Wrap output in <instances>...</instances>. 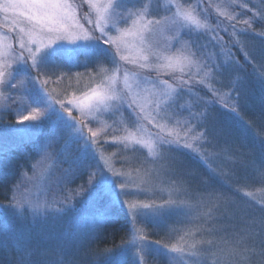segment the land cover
Listing matches in <instances>:
<instances>
[{"label":"trees","instance_id":"trees-1","mask_svg":"<svg viewBox=\"0 0 264 264\" xmlns=\"http://www.w3.org/2000/svg\"><path fill=\"white\" fill-rule=\"evenodd\" d=\"M207 2L211 3L212 7L203 12L199 11V14L213 28L212 32H215L217 38L209 47H217L230 53L233 63L236 64L237 81L241 82L236 87V98H232L233 94H228L223 99H218L205 85L196 83L199 79L196 80L194 74L192 75L191 87L194 94L201 98L199 97L197 104L189 106H183L179 102L178 105H174L175 110L180 111L182 105L184 110L180 115L187 117L189 111L201 112L207 109L208 123L213 127L209 131L208 141L188 140L193 145L192 149L181 147L171 150L169 155L175 157L177 163L170 167L171 162L163 160L167 168L165 185L175 199L182 198L191 203L200 194L207 196L208 193H212L219 200L220 204L218 203L216 207L217 217L213 219L215 221L213 230L216 233L209 230L207 233L202 232L201 238L205 241L209 239L219 241L221 236L238 234L250 247H255L253 239L257 244L264 239V231L260 228L264 223V194L260 193L264 188V83H261L264 79L257 81V71L262 66L264 68V35H261L264 33V0H242L240 4L246 5L247 9L232 0ZM224 2L229 3L231 12L245 11L249 17L247 23L239 18L234 20L232 17L219 15L213 5ZM182 32L184 35L179 34V42L184 44V49L188 52L193 47L192 41L197 45L194 37L198 35L191 38L187 30ZM57 61L58 59L56 63L61 64ZM107 64L110 63L106 60L104 67H107ZM92 66L94 70L98 67L95 62L90 61V67ZM189 74H191L189 71L185 74L178 73L174 78L188 80ZM239 87H245V90L242 92ZM18 99L12 104V113H7L6 117L0 115V212L4 210L3 206L9 203L13 185L21 182V173L30 169L37 161L39 145H50L53 150L57 148L59 151L55 154V165L51 166L54 167L53 173L57 177L56 180L54 177L49 178L51 190L43 196L50 198L48 201L52 202L54 207H65V217L75 218L78 223L82 222L85 225L88 222L90 242L87 240L85 244L78 245L72 237H63L62 232L49 222L43 229L36 223L33 232L27 236L28 238L23 236L22 242L32 246L37 244L43 246L44 243L45 247H48L55 244L57 237H62L67 241L66 248L76 249L72 251L70 258L66 253L68 258L64 259L65 264H77L76 260L79 264H106L109 250L114 254L117 264H136L134 259L136 250L126 247L133 229L125 205L113 198V203H109L107 198L97 200L90 194L92 189L88 186L89 172L101 171L100 162L88 155L84 159V165L87 167L79 166L76 161L81 157L82 148L75 146L82 142L71 145L74 142L72 141L68 149L64 148L68 131L66 129L61 132L63 148L60 144L55 146L52 143L54 138L58 137V133L51 123L46 122L40 129L34 131L14 130L16 128L12 125L16 124L17 116L13 112L22 110L21 101ZM205 101L210 103L206 104ZM233 107L236 108L235 112L232 111ZM213 154L216 159H220L219 163L215 159L213 162ZM140 163L142 164L141 161ZM211 163L215 166H211ZM237 186L246 188L255 196L237 195L239 193ZM257 192L258 194H255ZM125 199L150 198L146 195L120 197V201ZM24 213L25 211L18 217L9 210L7 215L0 216V264H16L19 245L14 240L10 241L8 236L11 237L10 230H23L24 225L19 221L21 217L31 219L28 218L30 212L27 215ZM179 225L184 223L179 222L178 214L173 212L159 220L142 219L135 227L140 230L138 235H143L147 243H154L161 238H170L167 236L169 232L175 231ZM44 231L51 233V238L42 235ZM205 245L208 246L204 243V248ZM256 251L258 253L259 249ZM147 253V257L143 258L145 263L174 264L161 252L156 255V250H149ZM255 256V264H264V257Z\"/></svg>","mask_w":264,"mask_h":264},{"label":"snow or ice","instance_id":"snow-or-ice-1","mask_svg":"<svg viewBox=\"0 0 264 264\" xmlns=\"http://www.w3.org/2000/svg\"><path fill=\"white\" fill-rule=\"evenodd\" d=\"M90 9L95 10V19L92 18V12L85 13L83 19L90 25V28H85L84 24L80 23V17L76 14L80 5H74L70 0H3L0 2V12L5 14L11 13L12 18L10 24L13 30L18 28L19 48L20 54L16 57L15 65H0V86L5 88H15V81L23 73L26 82H29L33 87L28 90V95L31 97V103L26 106L21 112L17 113V131H34L42 127L43 124L51 123L54 126L62 127L71 130V137L74 140H83V148L81 149V157L76 161L79 166L84 165V159L91 153L93 156L97 155L95 146L99 143L98 136L103 132V128L93 131L88 128L90 135L84 134V128L88 127L85 119L89 116L95 117L97 113L104 110H112L113 113L120 112L121 108L127 107L129 113L135 117L138 124L141 119H149L154 123V126L161 128L157 117L161 120L173 122L180 128L185 130V139L181 143L179 134L174 138H169L161 134L155 133L151 141L137 139L135 135H128L123 138V142L127 146L128 142L134 144H143L149 154L159 156L162 160L170 161V167L177 163L175 157L170 156L169 153L174 148L192 149V143H189V138L192 141L201 140L208 141V134L213 127L208 123L209 113L207 109L201 112L189 111L187 117H181L180 112L184 107L180 106V111H176L173 107L175 101L173 96H179L181 91H188L189 94L193 92L191 87L192 76L189 74L188 80H182L181 86L172 88L167 81H149L152 84L154 94L157 99L155 115L148 113L141 115L145 109L141 106L139 113L136 112V99L126 94L119 93L114 86L110 84L109 87L102 88L99 91L94 90L91 96H86L83 99L68 100L67 105L63 100H57L50 96L43 84L47 81L40 82L39 76L44 73L51 66L54 69H61L62 64H57V59H64L68 62L79 63L80 58H83L86 64L93 61L97 66H102L107 60L116 65V56L120 54L122 48L129 46L130 42H139L142 46H146L145 50L149 55H154L158 59L167 60V68H179L183 73L184 69L195 67L197 75L203 74V78L196 81V83L204 84L207 79L218 78L226 70L227 65L232 63L230 53L225 52L226 59L223 64L213 63L209 64L207 59H202L204 53L201 51L206 45H196L192 41L193 47L188 50L187 55H183L182 60L173 63L171 56H162L156 49L159 48V41L156 36L163 33L166 29V22L163 18H148L149 5L141 3V0H108L106 4L93 2L87 0ZM140 6L137 7L136 5ZM128 5H131L128 7ZM179 16L184 21L191 22L197 28L203 27L199 20H196L191 14L183 13L177 10L173 19ZM5 19H8L7 15ZM247 23V21H245ZM120 24L127 25L126 27H119ZM21 25H26L21 26ZM155 26V27H153ZM114 29L118 35H109L108 29ZM74 29H80L75 31ZM99 32V35L96 33ZM184 33H181V36ZM264 35V33H261ZM27 37V51L28 56L23 55V50L26 48L24 37ZM177 42L180 36L174 37ZM213 39H217L213 37ZM46 41V42H45ZM105 45H112L115 48L114 52H110ZM33 46L35 50L33 51ZM3 38L0 37V56L4 53L2 51ZM11 48V45H8ZM149 55H144L142 59L148 61ZM121 60H128L127 56H120ZM30 61V62H29ZM8 67L9 71L5 73L2 67ZM37 75L33 76L32 71ZM7 77V79H5ZM112 79V84L115 78ZM184 86H187L185 88ZM209 91L213 93L218 99H223L227 93H220L218 89L210 87ZM231 91V90H230ZM238 98V94H237ZM5 100L10 97H4ZM206 104L210 103L205 101ZM31 104H35L32 107ZM59 105V107H57ZM70 105V107H69ZM168 109H172L171 112ZM5 110H8L5 106ZM73 110H78L82 119H77L73 115ZM232 111H236L233 107ZM27 112V114H23ZM25 122H28L27 124ZM171 136V133H169ZM105 143H108L106 140ZM67 147V146H66ZM168 151H165V150ZM47 159V158H46ZM43 161H38L32 165L33 176H37V170H41V174L37 177L33 184L37 187V198L33 200L29 195L28 188H22L21 182H17L12 187V195L9 198V203L3 206V211L0 216L7 215L9 210L15 213L18 217L27 210L30 212L31 221L39 224L43 229L50 218H55L65 211V207H53L52 202L46 198L41 201L40 195L46 196L47 192L51 190V182L49 180V173L45 175L43 172ZM139 171V169H137ZM157 174L155 168L149 170V175ZM22 179L26 177V171L21 173ZM130 173L116 171L112 165H107L104 171L89 172L88 186L91 195L97 200H104L107 198L109 203H113V197L116 201L126 206L129 216V222L132 226L131 238L127 241V248L136 249L135 260L136 264H142V257L148 255L144 250L146 238L143 235H138L140 231L135 226L145 218L162 219L166 215L176 212L189 216L191 205L184 199H172L171 194L169 199L157 202L155 199H149L147 202L137 200L136 202H129L127 199L120 201L121 196H129L133 194L131 189ZM148 183V181H144ZM163 191V189H160ZM81 191L83 187L81 186ZM151 191V189H141L140 185L135 186L136 194L141 192ZM209 198H213L212 193H208ZM204 195L200 194V201L203 202ZM223 214V213H222ZM205 215H208L207 213ZM261 231H264V223L260 226ZM212 229H209L211 232ZM191 234V233H190ZM47 238H51V233L42 232ZM255 236V233L252 234ZM23 237H18L19 255L16 264H65L62 253L67 247V241L62 237H57L56 242L52 246H42L37 244L32 246L23 243ZM159 244V242H156ZM199 243H207L210 247H219V252L226 256H240L242 253L251 252L254 255L264 257V239L257 244L255 239L252 243L255 247H250L247 241L239 237L238 234L231 236H221L219 241L201 240ZM170 259L182 260V257L187 255L185 248L172 244L171 247L167 245L162 246ZM195 248V244L190 246ZM259 249L258 253L256 249ZM108 260L106 264H116L115 256L109 250ZM55 256V258H53ZM35 257V259H34ZM247 261L248 258L244 257ZM226 264H236L233 260H227ZM250 264V261L248 262Z\"/></svg>","mask_w":264,"mask_h":264},{"label":"rangeland","instance_id":"rangeland-1","mask_svg":"<svg viewBox=\"0 0 264 264\" xmlns=\"http://www.w3.org/2000/svg\"><path fill=\"white\" fill-rule=\"evenodd\" d=\"M208 0H141V3H147L149 5V14L148 18H163L166 22V29L163 33H160L156 36V40L159 41V48L156 49L162 56H171L173 58V63L182 60L183 55H187V51L184 49V44L177 42L174 37L179 36L181 31L187 30L189 37L193 38L194 35H198V37H194L196 43L198 45H206V47L202 48V52L204 53V57L202 59H207L209 64L219 63L223 64L226 59L225 52L217 47H209L213 44L215 36V32H212V27L208 25L204 18L200 17L199 11H205L212 7L211 3H205ZM242 0H232L234 3H239ZM3 2V0H0ZM74 5H80L77 9V15L80 17V23L84 24L85 28H90L91 26L83 19L85 13L92 12V18L95 19V10L90 9L88 6L87 0H70ZM93 2H98L101 4H106L108 0H93ZM242 5V4H240ZM131 5H128L130 7ZM137 7L140 5L137 4ZM244 9H247L246 5H242ZM215 10L219 12V15H223L225 17L236 20L239 18L240 20L247 21L248 16L245 11H233L229 8V3H217V5H213ZM179 10L183 13L191 14L196 20H199L203 27L197 28L191 22L184 21L182 17L176 16L175 20L173 19L174 14ZM7 15L8 19H5ZM12 18V14H5L0 12V37L3 38V55L0 56V65H15L16 57L20 54L21 49L19 48V39H18V28L13 30V26L10 24V20ZM25 26L26 25H21ZM125 24H120L119 27H126ZM155 27V26H153ZM75 31H80V29H74ZM109 35L116 36L118 33L109 28ZM264 32V30H263ZM99 35V32L96 33ZM246 35V34H244ZM193 36V37H192ZM247 38V37H246ZM253 38V37H252ZM26 42V48L23 50V55L25 57L28 56L27 51V37H24ZM250 41V40H248ZM46 42V41H45ZM11 45V48L8 47ZM252 46V44H251ZM106 48L109 49L110 52H114L115 48L112 45H105ZM146 46H142L139 42H130L129 46L126 48H122L120 54L116 56L117 64L114 65L111 62L107 64V67L98 66L96 70H94V66L90 67V61L86 64L83 61V58H80L79 63L68 62L64 59H58L57 62L61 63L63 67L61 69H54L51 66L44 73H41L39 76V81H47L46 84H43V87L46 89L47 93L55 97L57 100H63L67 105L68 100L72 99H83L86 96H91L93 91H99L102 88L109 87L110 84L116 88L119 93L126 94L130 97H134L136 99V112L139 113V109L142 106L145 109V112L141 115H147L151 113L155 115L156 111V95L154 94L152 84L149 81H167L168 84L172 88H177L180 86L181 79H176L174 76L178 73H182L179 68H167L164 65H167L168 61L164 59H158L154 55H149V53L145 50ZM35 50L33 46V51ZM127 56L128 60H121L120 56ZM144 55H149L148 61H144L142 57ZM232 63L227 65L226 70L222 75H219L218 78L213 79L209 78L203 84L208 90L210 87H214L223 93L233 94L232 98H236V87H238L240 80H238L237 76V68L236 64L233 63V57L230 55ZM63 60V61H62ZM30 62V61H29ZM58 64V63H57ZM2 70L7 73L9 71L8 67H2ZM189 71L191 76L194 74L195 79H202L203 74L200 73L197 75V71L195 67L185 68V72ZM239 72V69H238ZM236 74V75H235ZM32 75L35 76L37 73L33 70ZM257 81L260 82L261 78L264 79V68L263 66L257 71ZM115 78L114 84H112V79ZM7 79V77H5ZM262 81V80H261ZM15 88H5L0 86V115H8L7 113H12L13 109L12 104L14 100L20 99L22 110L31 103V97L28 95V90H30L33 85L29 82H26L23 73L21 72L18 75L16 81L14 82ZM262 84L264 82H261ZM263 86V85H262ZM224 88L226 90H224ZM240 91H244L245 87H239ZM231 90V91H230ZM4 97H10V99L5 100ZM201 98V96H199ZM198 95L194 94V91L189 94L188 91H181L179 96H173V100L175 101L174 105H178L181 102L184 105L197 104L200 100ZM18 99V100H19ZM33 105V106H32ZM173 105V107H174ZM5 106H7L8 110H5ZM32 107H35V104H31ZM59 107V105H57ZM70 107V105H69ZM175 108V107H174ZM21 110V111H22ZM20 111V112H21ZM169 112L172 109H168ZM17 116L18 112H13ZM23 114H27V112H23ZM73 115L77 117V119H82L81 114L78 110H73ZM18 118V117H16ZM161 128H157L154 126V123L149 119H141L137 124L135 121V117H133L127 107L121 108L120 112L113 113L112 110H104L100 113H97L95 117L89 116L85 119V123L88 127L84 128V134L86 136L90 135L88 132V128H91L93 131H97L98 129L103 128V132H101L98 136L99 143L95 146V152L97 155L93 156L89 153V156L98 160L100 162L101 171H104L107 168V165H112V167L116 171H122L125 173H130L131 180V189L134 196L146 195L150 199H155L158 203L169 199L171 194V198L173 197L172 192H170L165 183H167L165 179V175L167 172L166 162L160 159V157L153 156L149 154L147 148L143 144H134L133 142H128L127 146L123 142V138L128 135H135L137 139H143L145 141H151L157 132H161L162 135L174 138L176 134H179L181 139V143L184 142L185 139V130L180 128L178 125H175L173 122L165 121L159 119L157 117ZM26 124L28 122H25ZM11 125V124H10ZM8 125L9 127H11ZM14 130H17L19 125H17V121L15 125H12ZM62 130H66V128L55 126V131L58 133V137L54 138L52 144L55 146L62 147ZM66 133V141L64 148L68 149L71 145L77 143L79 145L75 147L83 148V140H74L71 137V130L67 129ZM171 133V136H169ZM183 139V141H182ZM108 143H105V141ZM189 141H192L189 138ZM60 144V145H59ZM39 145L40 148L39 155L37 156V161H43V172L45 175L49 173V165H55L56 158L55 154L59 153L57 148L50 147V145ZM67 146V147H66ZM202 156V155H201ZM47 158V159H46ZM220 162V159H216V156L213 154V162ZM142 162V164L140 163ZM211 162V161H209ZM140 164V165H139ZM211 166H215L214 163L210 164ZM155 168L158 172L157 174L149 175V170ZM54 167L50 168L49 178L54 177L56 180L57 175L53 173ZM139 169V171H137ZM26 177L21 179V187L29 189L30 197L35 200L37 198V187L34 186L33 181L37 179V177L41 174V170H37V176H33L32 166L30 169L25 170ZM24 171V172H25ZM52 181V180H51ZM144 181H148V183H144ZM140 185L141 189H151V191L141 192L140 194H136L135 186ZM55 186V185H54ZM53 189V188H52ZM160 189H163L161 191ZM238 190L237 195L241 196H252L251 191H248L246 188H242L241 186L236 188ZM261 195L264 194L263 190H260ZM255 194H258L255 193ZM204 195V194H203ZM253 195L252 197H254ZM50 199L44 197L43 194L40 195L41 201L44 199ZM160 198V201H158ZM113 199L116 200L115 197ZM178 199V198H177ZM194 200V199H193ZM129 202H136V199H129ZM147 202L148 200H143ZM191 205L189 216H185L182 213L178 214L179 222H183L184 225H179L175 231L171 230L169 232L170 238H161L158 239L159 244L155 241L154 243L144 244V250L148 252L149 250L155 251L156 255L160 252L163 256L168 259L169 257L165 255L163 245H167L171 247L172 244H176L177 246H182L185 248L187 255L182 257V260H173L174 264H226L227 260H233L236 264H255L256 256L251 252L242 253L240 256H226L224 253L219 252V247H224L222 245H217V247L212 248L201 244L199 241L204 240L203 233L209 229H212L211 233L215 232L213 230L215 221L214 217H217V204L219 200L213 196V198H209L208 196H204L203 202L200 201V195L197 196V199L192 201L191 203L187 202ZM54 207V206H53ZM69 207V206H66ZM126 207V206H125ZM103 211V210H102ZM65 213V211H64ZM62 213L61 215L50 218L47 221L52 223L59 231L62 232L63 237H72L74 242H77L78 245L85 244L87 240L90 242L89 236V226L88 222L85 225L84 223H78L74 218H67ZM176 213V212H174ZM208 215H205V214ZM29 214L27 210H25L24 215ZM177 216V215H176ZM17 217V216H16ZM31 218V216H28ZM154 219V218H152ZM159 220V219H157ZM18 221V220H17ZM21 223L24 225L22 229L19 231L10 230L11 237L8 236L18 244V237H27L29 234L33 232V228H35V222H32L31 219L26 220L21 217L19 219ZM195 221V223H194ZM206 221V222H205ZM72 231V232H71ZM191 233V234H190ZM174 234L176 236H174ZM205 234V233H204ZM28 238V237H27ZM201 239V240H200ZM205 241V240H204ZM195 244V248H191L190 246ZM43 246H46L43 243ZM161 248V249H160ZM76 250L75 248H66L62 253L63 258L66 259L68 257L66 253L72 257V251ZM134 249L133 251H135ZM147 257V256H145ZM244 257H247L246 261ZM55 258V257H54ZM142 264H148L143 261ZM135 259V257H134ZM170 259V258H169ZM120 260H118L119 262ZM75 262L78 263V260ZM80 262V261H79ZM136 263V261H135ZM117 264V263H116Z\"/></svg>","mask_w":264,"mask_h":264}]
</instances>
